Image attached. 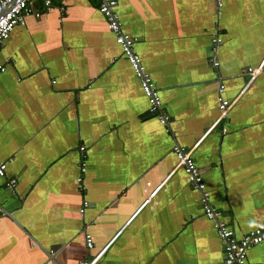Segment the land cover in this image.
<instances>
[{"label":"crops","instance_id":"obj_1","mask_svg":"<svg viewBox=\"0 0 264 264\" xmlns=\"http://www.w3.org/2000/svg\"><path fill=\"white\" fill-rule=\"evenodd\" d=\"M98 1L33 0L40 15L0 48V264H77L103 249L98 264H217L221 240L172 146L194 148L209 202L237 235L264 227V0H221L219 13L215 0H115L169 131ZM217 75L235 102L215 124ZM245 264H264V240Z\"/></svg>","mask_w":264,"mask_h":264},{"label":"built area","instance_id":"obj_2","mask_svg":"<svg viewBox=\"0 0 264 264\" xmlns=\"http://www.w3.org/2000/svg\"><path fill=\"white\" fill-rule=\"evenodd\" d=\"M32 1L33 0H0V48L3 46L14 26L25 24L26 16L29 14H33L35 16L40 15V10L32 8ZM41 2L43 8H48L51 5V0H41ZM215 3L217 12L219 13V9L222 5L221 0H215ZM115 5V0H99L98 10L104 16L108 29L114 34L115 42L120 46L124 58L129 62L134 75L139 80L141 90L148 102V111L156 116L159 123L165 128V131H169L168 115L162 110L161 100L157 88L151 80L149 73L145 70L143 64L141 63L138 54L134 50L133 46L135 38L123 32L119 17L114 10ZM63 11L64 7L61 6L60 14H63ZM221 41L222 39L219 36V33L215 30L212 33L210 43L213 52L210 63L214 69H216L219 64L215 53L217 52ZM6 68V62L0 63V74L4 72ZM260 69L261 66H258V68H247L249 80H251ZM216 77V101L218 116L215 119V124L226 117L229 109L235 102V99L232 100L223 96V81L220 76L217 75ZM79 149L83 152L84 146H80ZM193 149V147L188 149L184 148L177 143L172 146V151L177 159V165L185 172L190 186L199 192L201 209L205 217L212 222L213 227L221 240L223 258L217 264H245L248 249L264 240V227H257L244 234L237 235L235 231L221 219V211L212 206L209 202V192L206 190L200 170L192 157ZM6 166V160L0 159V177L4 176ZM86 166L85 155L82 153L78 165V174L75 179L79 185L83 183ZM7 185L10 188L14 187L15 179H10ZM86 205L87 202L83 201L80 211H83ZM0 214H4L1 207ZM84 240L86 247L92 248L93 242L89 233H85ZM103 251L104 249L89 258L79 260L77 264H98ZM51 264L66 263L52 261Z\"/></svg>","mask_w":264,"mask_h":264}]
</instances>
